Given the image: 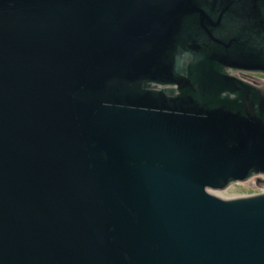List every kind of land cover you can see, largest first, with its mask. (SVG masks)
Here are the masks:
<instances>
[{
    "label": "water",
    "instance_id": "water-1",
    "mask_svg": "<svg viewBox=\"0 0 264 264\" xmlns=\"http://www.w3.org/2000/svg\"><path fill=\"white\" fill-rule=\"evenodd\" d=\"M264 0H0V264H264Z\"/></svg>",
    "mask_w": 264,
    "mask_h": 264
},
{
    "label": "rangeland",
    "instance_id": "rangeland-1",
    "mask_svg": "<svg viewBox=\"0 0 264 264\" xmlns=\"http://www.w3.org/2000/svg\"><path fill=\"white\" fill-rule=\"evenodd\" d=\"M244 78L249 80H256L264 83V75L258 73H242ZM264 190V176L259 175L252 177L245 181L235 182L228 187L220 190H215L217 195L222 197H233L240 195H247Z\"/></svg>",
    "mask_w": 264,
    "mask_h": 264
},
{
    "label": "flooded vegetation",
    "instance_id": "flooded-vegetation-1",
    "mask_svg": "<svg viewBox=\"0 0 264 264\" xmlns=\"http://www.w3.org/2000/svg\"><path fill=\"white\" fill-rule=\"evenodd\" d=\"M242 73H254V72H239L238 75H239L242 79H244V80H247V81L253 82V83H255V84H259V85H264L263 82L256 81V80H249V79L244 78V77L241 75ZM258 74H260V73H258ZM262 75H263V74H262Z\"/></svg>",
    "mask_w": 264,
    "mask_h": 264
}]
</instances>
